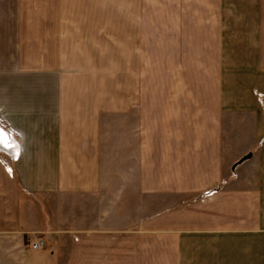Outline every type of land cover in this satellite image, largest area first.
Listing matches in <instances>:
<instances>
[{
    "label": "crops",
    "instance_id": "obj_1",
    "mask_svg": "<svg viewBox=\"0 0 264 264\" xmlns=\"http://www.w3.org/2000/svg\"><path fill=\"white\" fill-rule=\"evenodd\" d=\"M110 5L0 0V111L22 135L0 264H62L65 245L64 264H264V0H138L134 39ZM137 77L135 178L105 186L102 119L131 108L87 83Z\"/></svg>",
    "mask_w": 264,
    "mask_h": 264
},
{
    "label": "rangeland",
    "instance_id": "obj_2",
    "mask_svg": "<svg viewBox=\"0 0 264 264\" xmlns=\"http://www.w3.org/2000/svg\"><path fill=\"white\" fill-rule=\"evenodd\" d=\"M111 18L110 26L112 29L113 38H123L128 39L135 37L133 36V31L128 30H138V0H111ZM30 11H32V17L35 13L38 14L39 4L37 2H32L30 4ZM38 18V17H36ZM137 19V20H136ZM32 22H34L32 20ZM34 26L32 24V30ZM132 34L131 36H127ZM122 48L124 47L121 45ZM119 52L114 54L117 62L128 58L121 52L124 50L117 48ZM132 57V56H129ZM135 62L138 64V56L135 57ZM120 64V63H118ZM197 67V64H192ZM114 66H118L115 65ZM9 67H13V63L8 61V56L6 52L0 48V104L5 105L2 102L5 99L6 88L8 84L12 83V80L7 78ZM138 74V72H136ZM116 74V73H114ZM77 81V80H76ZM87 85L94 87L102 97L101 93L106 92L110 94L111 104H124L129 105L131 110L129 114L122 115H111L105 116L102 119V178L104 179L105 186H119L121 180L126 181L130 178V181H134L135 178V123L133 113L136 111L138 113V77L137 78H110V79H93L88 80ZM99 88V91L97 89ZM105 94V95H106ZM118 105V106H119ZM112 107H116L112 105ZM239 114L232 116L233 120L238 118L242 120L240 123L233 121L232 129H239L242 134H250L249 127L242 126L243 120L248 121L254 118V114H248L245 112L233 113ZM229 129V128H227ZM0 133L6 137V141L13 148L15 143L20 146L19 141L22 138L20 131L16 130L6 118L5 113L0 111ZM229 132V131H228ZM226 136V135H225ZM20 147H18L19 150ZM4 153V154H2ZM13 156V153H8V150L4 151L0 148V168L6 171V174L11 176L12 167L10 160L12 158H17ZM13 160V159H12ZM119 181V183H118ZM45 247V243H44ZM63 249L64 264L65 257L67 255L68 246L65 245Z\"/></svg>",
    "mask_w": 264,
    "mask_h": 264
},
{
    "label": "built area",
    "instance_id": "obj_3",
    "mask_svg": "<svg viewBox=\"0 0 264 264\" xmlns=\"http://www.w3.org/2000/svg\"><path fill=\"white\" fill-rule=\"evenodd\" d=\"M214 191V190H212ZM210 191V192H212ZM44 247V242L42 239H37L35 242L31 243L30 249L35 251V250H39L42 249Z\"/></svg>",
    "mask_w": 264,
    "mask_h": 264
},
{
    "label": "bare ground",
    "instance_id": "obj_4",
    "mask_svg": "<svg viewBox=\"0 0 264 264\" xmlns=\"http://www.w3.org/2000/svg\"><path fill=\"white\" fill-rule=\"evenodd\" d=\"M6 137H4L2 134H0V148H2L4 151L8 150V153L10 154L11 151L8 147L5 146V139ZM7 142V141H6ZM8 144V143H7Z\"/></svg>",
    "mask_w": 264,
    "mask_h": 264
},
{
    "label": "water",
    "instance_id": "obj_5",
    "mask_svg": "<svg viewBox=\"0 0 264 264\" xmlns=\"http://www.w3.org/2000/svg\"><path fill=\"white\" fill-rule=\"evenodd\" d=\"M250 157H251V154H250V153L247 154V155H245V156H243V157L237 162V164H239V163H241V162H243V161L249 159Z\"/></svg>",
    "mask_w": 264,
    "mask_h": 264
},
{
    "label": "snow or ice",
    "instance_id": "obj_6",
    "mask_svg": "<svg viewBox=\"0 0 264 264\" xmlns=\"http://www.w3.org/2000/svg\"><path fill=\"white\" fill-rule=\"evenodd\" d=\"M0 133H2V134H3V132H2V131H0ZM5 146H6V147H9V148H11V145L7 144V142H6V141H5Z\"/></svg>",
    "mask_w": 264,
    "mask_h": 264
}]
</instances>
